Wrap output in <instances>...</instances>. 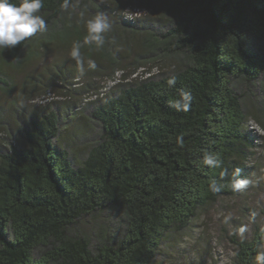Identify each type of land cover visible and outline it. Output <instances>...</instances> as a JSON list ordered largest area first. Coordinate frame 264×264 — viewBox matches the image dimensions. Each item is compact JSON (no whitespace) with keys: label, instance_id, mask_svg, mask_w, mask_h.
<instances>
[{"label":"trees","instance_id":"1","mask_svg":"<svg viewBox=\"0 0 264 264\" xmlns=\"http://www.w3.org/2000/svg\"><path fill=\"white\" fill-rule=\"evenodd\" d=\"M100 12L112 27L98 48L85 37ZM39 14L46 32L0 49L4 91L14 88L8 71L53 50L70 54L66 77L126 81L139 67L150 77L90 104L83 126L100 133L83 151L82 132L63 139L84 114L58 108L33 115L23 144L0 147V264H158L164 245L250 177L247 125L264 128V0H43ZM77 42L82 59L71 55ZM233 242L234 264H261L263 227Z\"/></svg>","mask_w":264,"mask_h":264},{"label":"rangeland","instance_id":"2","mask_svg":"<svg viewBox=\"0 0 264 264\" xmlns=\"http://www.w3.org/2000/svg\"><path fill=\"white\" fill-rule=\"evenodd\" d=\"M135 11L134 17L146 13L144 9ZM69 56L65 52L53 50L23 69L8 71L14 88L12 91L0 88V147L8 149L12 145L23 144L25 130L30 126L33 115L58 108L62 113L69 111L70 117L84 114L85 119L74 117L75 126L72 127L73 122L63 139L71 140L68 137L82 132L78 141L83 142L78 144V148L83 151L86 148L84 145L91 144L100 133L96 126H92L95 132H89L83 126L85 122L91 125L88 122L91 121L88 115L90 104L112 92L118 83L150 77L145 74L148 71L145 67L124 71L129 78L126 81L123 80L125 75L122 72L117 73L115 79L105 75L88 79L75 72L66 77L63 64ZM60 64L61 69L58 67ZM160 72V68H154L152 76ZM256 95L257 99L262 98L264 104V86L257 90ZM246 97L245 101L252 109L251 100L254 101V98L248 94ZM14 101H18L19 105ZM247 130L254 142L250 149L253 155L247 163L250 172L247 185L234 197L220 198L212 206L200 211L189 230L163 246L158 264H234L237 246L233 240H250L256 227L264 228V128L252 120ZM263 263L264 248L261 255Z\"/></svg>","mask_w":264,"mask_h":264},{"label":"clouds","instance_id":"3","mask_svg":"<svg viewBox=\"0 0 264 264\" xmlns=\"http://www.w3.org/2000/svg\"><path fill=\"white\" fill-rule=\"evenodd\" d=\"M42 7L43 0H19V3H13V0H0V49L14 47L37 33L46 32L47 23L39 14ZM64 7H67L66 3ZM86 27L88 35L85 37V43L89 45L94 43L99 48L105 44L104 34L111 29L112 24L108 16L100 12L86 21ZM80 47L79 42L74 44L71 52L73 58L82 59ZM170 83L174 84L175 80ZM191 99L190 92L184 94L185 110L189 107ZM204 163L219 167L221 161L212 154H206ZM247 183L248 181L244 179L237 180L234 182V188L241 189ZM211 188L213 191H220L216 181H212Z\"/></svg>","mask_w":264,"mask_h":264}]
</instances>
